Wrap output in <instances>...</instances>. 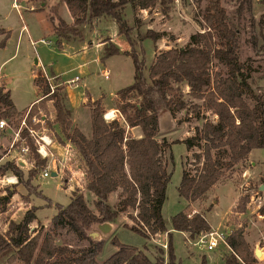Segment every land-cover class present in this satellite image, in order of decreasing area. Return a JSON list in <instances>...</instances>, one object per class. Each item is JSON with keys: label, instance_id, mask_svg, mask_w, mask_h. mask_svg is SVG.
I'll use <instances>...</instances> for the list:
<instances>
[{"label": "trees", "instance_id": "1", "mask_svg": "<svg viewBox=\"0 0 264 264\" xmlns=\"http://www.w3.org/2000/svg\"><path fill=\"white\" fill-rule=\"evenodd\" d=\"M245 1L250 7L251 0H241L238 12L243 10ZM62 2L72 16L71 22L60 14ZM260 2L264 4V0ZM128 3L133 8H152L157 3L165 4L166 0H58L48 5L49 19L55 27L54 43L59 48L63 41L82 40L85 26L94 18H113L117 34L129 44V49H121L106 37L100 60L104 61L116 53L129 55L134 65L133 81L116 90L121 99L116 108L122 120L103 116L105 109L101 98L88 101L91 132L87 136L72 122V108L65 86L58 77L53 76L54 88L51 90L47 77L36 73L34 83L40 97L32 103L28 121L32 114L38 113L37 107L45 109L46 102H52L61 133L80 153L85 168L86 189L94 196V209L88 205L83 192H72L67 204H55L57 211L50 218L51 229L41 226L32 231L29 224L37 218V206L31 205L20 220L10 219L5 232L0 231V255L9 253V261L18 259L24 264H180L169 228L188 232L193 238L210 229L211 225L203 212L195 211L188 215V211L181 209L170 216L171 226L167 227L162 213L172 170L161 157L162 149L169 142L157 136L160 132L158 116L164 108L173 115L186 104L173 82L184 81L191 97L200 99L201 105L215 116L205 118L194 134L172 141L183 142L186 148H201L200 153L195 155L199 165L194 171L182 167L177 185L178 194L188 203L206 196L211 186L224 177V170L246 159L251 149L264 147V99L260 100L255 95L257 100L250 105L244 97L245 94L254 95L248 81L252 67L239 56L238 27L230 25L228 12L221 0H206L199 11L204 28L191 33L184 45L158 51L147 72L144 59L137 52L131 36L135 26L129 22L124 11ZM262 16L257 21V33L250 36V42L255 45L261 38L260 47L264 50ZM0 34V47H3L10 30L0 26ZM145 36L155 41L159 34L150 28L137 30L138 39ZM215 61L221 63L224 69L213 70L211 65ZM133 96L137 99L132 100ZM19 114L21 110L15 107L9 89L0 87V118L10 119ZM127 126H138L140 135L128 133ZM21 135L25 137L29 153L34 158L33 165L28 169L31 177L39 167L45 166L46 158L36 151V144L27 129H22ZM7 171L13 173L17 181H23V171L14 160L0 163V174ZM262 182L264 184V178ZM24 183L31 191L29 180ZM113 191H120L121 195L115 205L108 198ZM13 193L14 190L8 187L6 193L0 196V204L4 205ZM37 194L42 195L40 191ZM248 198L247 194L239 197L236 211L245 209ZM258 211L264 216V203ZM122 212H127L134 221L133 224L123 222L122 225L145 239L152 233L167 231V247L154 245L155 252L151 256L146 244L138 247L113 235L111 242L115 244V250L98 261L97 255L105 240L92 239L87 232L97 222L116 223ZM61 226H68L88 243L77 248L56 243L53 231ZM226 242L230 254L224 255V264H257L253 249L243 235V227L229 230Z\"/></svg>", "mask_w": 264, "mask_h": 264}, {"label": "rangeland", "instance_id": "2", "mask_svg": "<svg viewBox=\"0 0 264 264\" xmlns=\"http://www.w3.org/2000/svg\"><path fill=\"white\" fill-rule=\"evenodd\" d=\"M10 1L11 0H0V18L8 24L7 28H10V37H12L10 41H12L18 31L21 19L18 17L16 8L11 7ZM18 1L19 0H17V2ZM57 1L58 0H49L48 5ZM240 1L241 0H221L228 12L230 25L238 27L240 36L239 56L241 60L246 61L247 64L252 67L248 81L253 88L254 95L245 94L244 97L250 105H253L257 100L255 95H258V99L260 100L264 99V50H261L260 47L263 40L259 38L256 44L253 45L250 42V36L257 33V21L261 17V14L263 15L262 19H264V4L261 3L260 0H251V5L248 7L245 1L243 10L238 12L237 7ZM205 3L206 0H166L165 4L157 3L152 8H133L129 3L126 5V8L124 9L126 16L129 22L135 26L131 32V36L134 40L137 52L144 59L145 72H147L148 65L154 59L158 51L175 45H184L189 41L191 33L204 28V22L199 11L203 8ZM60 5V14L62 17L67 21H71V16L66 4L62 2ZM164 7H166V9H164ZM23 15V21L34 30V32H38L41 19L38 14L26 10L23 12ZM252 17H254V20H251ZM92 21H94V24L90 22L85 26L84 37L86 38H93L95 41L100 39L104 40L106 37L110 38L109 34L117 33V24L115 20L109 16H100L94 18ZM146 28H150L158 33L159 37L155 41L149 36L138 39L137 30L140 29L143 31ZM117 35L123 42H126L121 35ZM126 45L129 49V44L127 43ZM21 46L22 49L20 50V53L6 64V67H3L4 70H11L12 73H14L13 83L15 86L13 92L15 97L18 98V104L20 107L25 105L29 101V97H32L34 93L30 84H24L19 81L20 72L24 68L23 54L26 51L24 49V40ZM56 48L60 50L63 47L59 48L56 46ZM64 48L66 50L68 49L67 47ZM36 50L37 54L34 55L38 57V52L40 53L42 59L41 62L49 75H54V71L57 67L59 70H66L69 67V61L57 60L58 57L56 56V52L53 51L50 46L38 43L36 45ZM110 56L104 59L105 65L109 69L108 78L101 75L102 72L100 73L93 61L89 63L87 73L86 71H82L79 72L78 75L82 78L81 83L86 80L89 81V90L97 94L99 93L102 96V100L106 103L112 104V108H116L117 103H120L121 99L118 98V95H115L112 98L111 92H115L119 88L132 83L134 65L129 55L120 53L119 55ZM91 57L92 55L88 54L85 58ZM37 68L38 67L35 66V70ZM211 68L213 70L219 68L224 69V66L215 61L211 65ZM38 72L42 73V69H39ZM74 73L75 71H72L71 73L67 72L63 76L67 77ZM173 85L174 87L179 88L178 91L181 93V98L184 99L186 104L183 108L176 110L172 115L174 119L173 128L169 130H160L157 135L159 139L164 137L169 142L161 152V157L166 161L168 169L172 170L170 180L166 187V198L162 206V213L167 227L171 226L170 216L181 209H185L188 212L193 211L192 213L195 211H201L210 221L211 227L218 230H225L227 229L226 227L230 230L237 227H243L244 237L248 244L251 245L250 247H252L253 250L258 247L263 251L264 216L259 215L258 209L264 203V188L260 189L264 178V147L251 149L249 156L246 159L235 164L233 167L224 170V177L212 185L207 196L188 203L185 198L178 194L177 185L180 180L182 167L194 171L199 165L195 155L196 153H200L201 148L199 146L186 148L183 142L172 141L175 139H183L188 135L194 134L205 118L211 119L215 118V116L201 105L200 99L191 97L188 93V86L184 81L173 82ZM82 89H84V87L69 88L73 100H78L80 98ZM135 99H137V97L133 96L132 100ZM86 101V104L88 105V101L92 100L88 98ZM195 103L198 104V106H194ZM25 109H22L21 114L16 115L13 118H5L8 125L3 129H6V131L0 129V145L3 143L5 145V147L0 146V157L5 154L7 155L0 160V163L6 161V157L10 154H13L14 158L19 155V153H17L18 151L14 149L15 147L9 148L8 142L11 141L14 135V130L19 126L21 115ZM37 112L46 114V119L42 124L40 122L36 123L34 128L38 134L47 133L50 135L53 140L50 149L55 152L57 151V147H61L58 146V142L64 143V139L66 138L61 133L59 124L55 121V110L52 102L47 101L45 109L41 106L37 107ZM107 112L108 111L105 110V113ZM78 116L81 129L88 133L91 129L90 123L88 124L81 109ZM117 117L122 120L119 110L117 111ZM22 129H26V127L23 126L21 130ZM126 131L130 134L136 135L140 132V128L138 126H127ZM59 137H61V140H59ZM19 144V141H17L14 145L16 148H19ZM56 154L57 152L54 154L55 159H60ZM39 155L41 156L40 153ZM50 158L51 157H49V160ZM24 159L27 160L26 165H20L23 171L22 182L17 181L18 178H14V174L10 171H7L5 174H0V196L6 193L8 187L12 186V189L14 190V193L12 194L13 197L11 198L12 202L7 205L0 204L1 232H5L10 219L18 220L22 212L34 204L37 206V218L29 224L30 229L33 231L41 226L43 229H51L50 218L57 211L55 204H67L70 200V193L72 192H83L88 205L94 209V196L86 189V184L84 185L83 183V180H86V177L84 178L79 174H74L76 180H73L74 186L72 188L69 185L70 182H66L59 174L52 175L50 172L48 176H43L41 174V169L44 166L39 167L36 174L29 177L28 169L33 165L34 158L30 153H26ZM76 162H74V159L71 161L73 169H76ZM70 174H72V172L69 169H65L64 175ZM6 178H11L14 182H5ZM26 180H29L30 182L31 191L24 183ZM38 191H40L42 195H38ZM245 194L249 197L248 201L245 203V209L243 211H236L239 197ZM120 196V191L112 192L109 197L110 203L115 205ZM123 222H126L129 225L134 223V221L128 216L127 212L120 213L118 221L114 223L115 228L104 239L103 247L97 255L98 261H101L115 250L116 246L111 242V237L113 235H116L122 242L134 244L138 247H143L144 244H146L148 248L147 252L151 256H153V253L155 252L154 245H160V241L168 240L166 231L152 233L149 238L145 239L137 232L122 225ZM169 231H171L174 252L179 259L180 264H223L222 255L230 254L229 247L223 243H219L215 248L207 250L204 246L193 243L196 237L191 238L186 232V235L184 236L180 231L173 228H169ZM53 234L56 243L74 248L88 243L87 239L79 238L68 226L59 227L53 231ZM203 254H205V258L203 257ZM9 255V253L0 255V264H24L18 259L9 261ZM255 258L257 264L264 262V254L259 257L255 256Z\"/></svg>", "mask_w": 264, "mask_h": 264}, {"label": "crops", "instance_id": "3", "mask_svg": "<svg viewBox=\"0 0 264 264\" xmlns=\"http://www.w3.org/2000/svg\"><path fill=\"white\" fill-rule=\"evenodd\" d=\"M13 2H16L18 4L16 12L18 14V17L21 19V23L18 26V31L16 32L14 39L12 41H10L12 37H10V35H9V37L6 40L5 45L3 47H0V87H3L5 89H9L10 97H11L15 107L17 108V110L25 109L31 103L37 101L40 97V92H39L38 87L34 83V77H35L36 73H38L39 69H42V71L47 73V74H49V73L44 68V66L41 62L42 59H41L40 53L38 52L39 58L35 56L37 54L36 45L38 43H43L45 45L50 46L51 49L56 52V56L58 57V59H57L58 61H69L68 62L69 67L66 70H59L57 67L54 71V75L52 74V76L58 77L59 82H61L65 86V89L67 92L68 103H69L70 107L72 108V114H71L72 122L74 125L78 126L81 129L80 122H79V116H78L80 109L83 111V113H84V115L88 121V124H89L90 123V108L86 104V102H87L86 100L88 98H90L91 100H94L97 98H102V96L99 93L97 94V93L89 90V81L86 80L85 82L81 83L82 78H81V76L78 75V73L82 72V71H86V73H87L88 72L87 69H88L89 63L91 61L95 62L100 73L102 72V69L104 67H107L105 65V60L104 61L100 60L102 47H103L105 41L103 39L95 41L93 38L90 39V38H86V37H84L82 40L63 41L62 42L63 48H61L59 50L56 48V45L54 43L55 27L53 26L52 22L49 19V12H48L49 0H19L18 2H17V0H11L10 1L11 7H13V5H12ZM60 9H61V5L59 8V11H60ZM26 10H29L30 12L37 13L38 16L41 18L38 32H34V30H32L23 21V17H24L23 12H25ZM69 14H70V12H69ZM70 16H71V14H70ZM71 21H72V16H71ZM71 21H68V22H71ZM92 23L94 24V21H92ZM7 25L8 24H6L5 21L0 18V26L10 30V28H7L8 27ZM109 35H110V40L117 43L121 49H128V47L126 45L127 43L123 42L121 40V38L118 37L117 33L109 34ZM1 38H2V35L0 34V39ZM42 39H43V41H42ZM23 40H24V45H25L24 49L26 51L23 54L24 68L20 72L19 81L23 82L24 84H26V83L30 84L31 88H33V90H34V93H33L32 97L31 96L29 97V101L25 105L20 107L18 104V98L15 97L14 92H13V89L15 86L13 83L14 73H12L11 70H4L3 67H6V64H8L13 58H15L18 55V53H20V50L22 49L21 45L23 43ZM64 47H67L68 49L66 50ZM88 54H91L92 57L91 58H85L86 55H88ZM119 54L120 53L112 54L110 57L115 56V55H119ZM35 66L38 67L36 70H35ZM72 71H75V73L71 74L70 76H67V77L63 76L65 73H67V72L71 73ZM75 75L79 76V80L76 83H74V82L71 83L70 79L73 78ZM70 87L71 88L84 87V89L81 90V95H80V98L78 100L72 99L71 94H70V90H69ZM111 93H112L111 95L113 98V96L116 95V91L115 92L112 91ZM102 104H103L104 109L106 111L110 110L111 112H113L114 111L113 109H115V113L118 111L117 108H112V106H111L112 104L106 103L104 100H102ZM90 128H91V125H90ZM3 131H6V129ZM82 131L84 132L85 135L89 136L91 129L88 133H86L84 130H82ZM136 135L139 136L140 132ZM64 141L65 142L68 141V145H70V147L67 146V147H57L56 148V150H57V151H55V152H57L56 155H58V157H61V161H59V159L57 157V159L59 161V168L58 169L56 168L53 171H55L56 174H59L61 177H63V179L66 182L67 181L70 182L69 185L72 188L74 186V181L76 180V177L74 174H79L81 177L83 176L85 178V168H84L83 161L81 159L80 153L77 150V148L69 140L64 139ZM0 146L5 147L4 143L1 144ZM55 152H54V154H55ZM5 155H7V154H5ZM4 156H1L0 160ZM13 156H14L13 154H10L6 158H7V160L8 159L14 160L15 162H17L21 166L26 165L27 160H25V163H24L22 160H19L16 155H15L16 156L15 158ZM24 156H25V154L21 155V157H23V158H24ZM248 156H249V154H248ZM73 159H74V162H76V160H77V162L75 164L76 169H73L71 166V161ZM49 161H50L49 162V166H50L51 162H52V158H50ZM65 169H69L72 172V174L64 175ZM13 177H16V176L13 175ZM83 181H84L83 183L85 185L86 180H83ZM11 188H12V186H11ZM209 190L207 191L206 196L209 194ZM110 194H109V197H110ZM12 197H13V195L10 196L9 200L4 205L10 204L12 202L11 201ZM23 214H24V211L22 212V214L18 220L21 219ZM259 215L263 216V214H261L260 212H259ZM209 223H210V221H209ZM210 225H211V223H210ZM226 228H227L226 229L227 231L230 230L228 227H226ZM180 232L184 236L186 235V233H188V232L185 233L182 231H180ZM243 235H244V231H243ZM249 246H251V245H249ZM250 248L253 249L252 247H250ZM205 249H207V248H205ZM207 250H211V249H207ZM229 250H230V248H229ZM253 252H254V250H253ZM262 254H264V250L262 251ZM203 257L205 258V254H203ZM222 259H223L222 261L224 264V255H222ZM261 264H264V262Z\"/></svg>", "mask_w": 264, "mask_h": 264}, {"label": "built area", "instance_id": "4", "mask_svg": "<svg viewBox=\"0 0 264 264\" xmlns=\"http://www.w3.org/2000/svg\"><path fill=\"white\" fill-rule=\"evenodd\" d=\"M13 7H15L17 9L18 4L16 2L12 3ZM43 41V39H42ZM42 73L47 77V79L50 81V87L51 90L54 88V84H53V76L49 75L45 72L42 71ZM102 75L105 78H108L109 76V69L107 67H104L102 69ZM79 80V76L75 75L73 78L70 79V82H74L76 83ZM31 106L32 103L26 107V109L23 111L21 118H20V123L19 126L17 127L16 130H14V135L11 139V141L9 142V148H14L16 151H18L19 155L17 156L19 160H22L25 163V159L23 157H21V155H24L26 153H29L30 148L29 145L26 143L25 137L21 135V128L24 126L26 127L28 134L33 138V140L36 142V150L41 154L42 157L44 158H48L46 161L45 166L41 169V174L43 176H48L50 172H52V170H55L56 168H59V161H61V157L58 160L55 159L54 157V152L50 149V147L52 146L53 140L52 138L49 136V134H38L36 129L34 128V125L36 123H44L45 119H46V115L39 112V113H34L31 115L30 117V122L28 121V116L30 115V110H31ZM113 115H111L110 117H106L104 113V117L106 119H111L114 117H117V112L115 113V109H113ZM8 125V122L5 118H0V129H4L6 126ZM45 128V127H43ZM44 136L48 137V140L45 139ZM19 141V148H16V146L14 145L15 142ZM34 142V143H35ZM58 146L61 147H70V145H68V141H64V143H59L58 142ZM49 157L52 158V162L51 165L49 167ZM15 178V177H14ZM4 180V179H2ZM5 182H10L8 181V179H5ZM14 182V181H12ZM193 212V211H192ZM192 212H188V215H191ZM157 233V232H156ZM167 233V231H166ZM228 231L225 230H218L216 228L210 227V229L205 230V231H201L196 238L194 239L193 243L194 244H198V245H202L207 249H213L215 248L219 243H223L225 245L228 246L227 242H226V235H227ZM160 246H162L163 248L167 247V241H160L159 242Z\"/></svg>", "mask_w": 264, "mask_h": 264}, {"label": "water", "instance_id": "5", "mask_svg": "<svg viewBox=\"0 0 264 264\" xmlns=\"http://www.w3.org/2000/svg\"><path fill=\"white\" fill-rule=\"evenodd\" d=\"M159 128L160 130H169L174 126V119L170 111L166 108L162 109L158 116ZM52 175H55V171L52 170ZM264 188V184L260 186V189ZM115 228L114 223L109 221L97 222L95 223L90 230H88V235L92 239H105ZM254 254L256 257L261 256L262 251L256 247L254 249Z\"/></svg>", "mask_w": 264, "mask_h": 264}, {"label": "bare ground", "instance_id": "6", "mask_svg": "<svg viewBox=\"0 0 264 264\" xmlns=\"http://www.w3.org/2000/svg\"><path fill=\"white\" fill-rule=\"evenodd\" d=\"M111 115H113V112H111V111H108V112L105 114L106 117H110ZM44 137H45V139L48 140V137H47V136H44ZM8 181L12 182L13 179L9 178Z\"/></svg>", "mask_w": 264, "mask_h": 264}]
</instances>
